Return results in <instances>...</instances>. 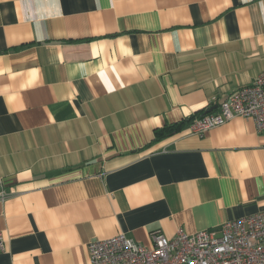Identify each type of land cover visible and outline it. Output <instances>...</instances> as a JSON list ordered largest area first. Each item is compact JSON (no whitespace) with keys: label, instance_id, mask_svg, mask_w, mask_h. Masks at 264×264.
<instances>
[{"label":"crops","instance_id":"1","mask_svg":"<svg viewBox=\"0 0 264 264\" xmlns=\"http://www.w3.org/2000/svg\"><path fill=\"white\" fill-rule=\"evenodd\" d=\"M263 71L264 0H0V264L264 212L253 119L155 140Z\"/></svg>","mask_w":264,"mask_h":264},{"label":"built area","instance_id":"2","mask_svg":"<svg viewBox=\"0 0 264 264\" xmlns=\"http://www.w3.org/2000/svg\"><path fill=\"white\" fill-rule=\"evenodd\" d=\"M235 117L253 119L264 133V71L246 87L234 90L218 108L196 119L190 130L203 136ZM5 193H2V197ZM5 238L0 232V252ZM90 264H264V212L225 222L219 229L188 233L177 230L173 237L153 235L147 246L125 232L88 244Z\"/></svg>","mask_w":264,"mask_h":264},{"label":"trees","instance_id":"3","mask_svg":"<svg viewBox=\"0 0 264 264\" xmlns=\"http://www.w3.org/2000/svg\"><path fill=\"white\" fill-rule=\"evenodd\" d=\"M208 110H203V112L198 115L199 117H203L205 116ZM197 117V118H199ZM197 118H191L189 120H187V122H179V123H173V124H166L165 126L161 127V128H157L155 130V140L159 141L162 139H165L167 137L173 136L175 134H177L178 132H181L182 129L185 127L190 126Z\"/></svg>","mask_w":264,"mask_h":264},{"label":"water","instance_id":"4","mask_svg":"<svg viewBox=\"0 0 264 264\" xmlns=\"http://www.w3.org/2000/svg\"><path fill=\"white\" fill-rule=\"evenodd\" d=\"M216 108H218V105H213L212 107L209 108L207 113H210V112L214 111Z\"/></svg>","mask_w":264,"mask_h":264}]
</instances>
